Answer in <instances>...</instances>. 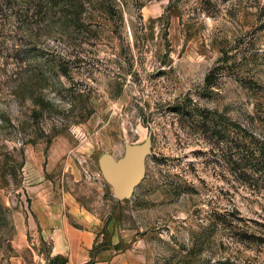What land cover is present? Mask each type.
I'll return each instance as SVG.
<instances>
[{
    "label": "rangeland",
    "instance_id": "1",
    "mask_svg": "<svg viewBox=\"0 0 264 264\" xmlns=\"http://www.w3.org/2000/svg\"><path fill=\"white\" fill-rule=\"evenodd\" d=\"M102 1L0 0V251L45 182L140 264H264V0Z\"/></svg>",
    "mask_w": 264,
    "mask_h": 264
},
{
    "label": "crops",
    "instance_id": "2",
    "mask_svg": "<svg viewBox=\"0 0 264 264\" xmlns=\"http://www.w3.org/2000/svg\"><path fill=\"white\" fill-rule=\"evenodd\" d=\"M26 193L31 204L15 215L9 255L0 251V264H53L55 258L65 264H140L133 251L102 246V221L49 184L29 185Z\"/></svg>",
    "mask_w": 264,
    "mask_h": 264
},
{
    "label": "water",
    "instance_id": "3",
    "mask_svg": "<svg viewBox=\"0 0 264 264\" xmlns=\"http://www.w3.org/2000/svg\"><path fill=\"white\" fill-rule=\"evenodd\" d=\"M145 149H127V153L119 163L106 161L103 173L113 188V197L123 201L131 198L136 187L145 174Z\"/></svg>",
    "mask_w": 264,
    "mask_h": 264
},
{
    "label": "trees",
    "instance_id": "4",
    "mask_svg": "<svg viewBox=\"0 0 264 264\" xmlns=\"http://www.w3.org/2000/svg\"><path fill=\"white\" fill-rule=\"evenodd\" d=\"M103 5L104 4H103L102 0H100V3L97 2L96 0H89V2H87V3L86 2H81L79 0H70V7L71 8H76L74 10V13L72 15H70V16H71L72 20H74V21H76L78 23L84 22L86 20V17H84V15L86 13H88V10H89L90 17H87V18L90 19V20H94L93 19L94 16H92L94 14L93 9H95L96 6H99V9L102 10V6ZM108 8H110V7H108ZM115 10L116 9L113 6H112V9L110 8L111 13L112 12L115 13ZM84 12H86V13H84ZM102 13H103V11H102ZM104 15L109 16L111 14L109 12L105 11ZM119 19L123 23V16H122L121 12H120V15H119ZM216 70L217 69L212 70L210 72V74L207 76V78H206L207 84H209V85L213 84V82H214L213 76H214ZM65 262H66L65 259L55 258L53 264H65Z\"/></svg>",
    "mask_w": 264,
    "mask_h": 264
}]
</instances>
